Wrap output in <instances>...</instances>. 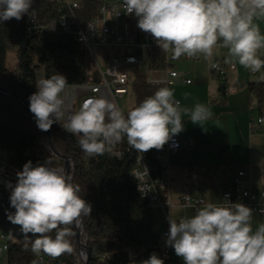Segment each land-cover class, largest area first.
I'll return each mask as SVG.
<instances>
[{
	"label": "clouds",
	"instance_id": "9594fccd",
	"mask_svg": "<svg viewBox=\"0 0 264 264\" xmlns=\"http://www.w3.org/2000/svg\"><path fill=\"white\" fill-rule=\"evenodd\" d=\"M32 5L33 0H0V23L13 18L19 21L26 14L34 18ZM124 6L138 18L137 27L150 33L161 50L171 51L173 59L198 54L208 59L214 48L222 47L251 73L264 68V59L257 55L264 48V35L254 24L264 17V0H124ZM258 82H264V74ZM67 84L59 73L38 79L37 90L29 97V111L39 130L47 132L59 123L76 136L88 157L103 155L125 137L138 153L159 150L184 130L182 114L193 124L212 117L203 104L182 109L169 87L158 88L127 115L102 94L85 99L78 111L68 114L61 96ZM259 119L264 123V117ZM50 163L46 160L33 166L29 160L16 173L15 185H6L11 189L10 206L15 209L6 212L7 219L20 226L24 249L37 257L31 264H42L41 252L51 257L71 252L72 226L92 211L80 186L63 168L49 167ZM133 175L138 179L141 174ZM224 201L209 202L190 218L167 217L166 246L184 264H264V223L253 231V209L232 203L227 196ZM141 264H164V260L152 253Z\"/></svg>",
	"mask_w": 264,
	"mask_h": 264
},
{
	"label": "trees",
	"instance_id": "16d2710c",
	"mask_svg": "<svg viewBox=\"0 0 264 264\" xmlns=\"http://www.w3.org/2000/svg\"><path fill=\"white\" fill-rule=\"evenodd\" d=\"M78 11L84 23L97 15L102 0H82ZM41 22L58 16L52 0H33ZM24 17L0 23V86L13 91L29 102L37 90L36 81L44 77L62 74L68 84L78 86L91 78L97 80L95 68H90V57L84 45L72 35L37 30L28 33ZM137 22L133 23L134 33ZM16 50L17 68L8 67V53ZM154 68L165 67V52L154 47ZM157 88L146 82L145 73H139L132 91L138 106ZM248 90L258 100L260 111L264 109V82H253ZM134 106V107H135ZM133 107V108H134ZM52 138L59 152L74 159L76 172L73 183L80 186L81 195L91 205L90 216H84L83 239L91 248L89 264H130L128 250L132 249L141 261L156 253L164 264H184L163 256L161 236L154 229L153 209L137 191L129 179L133 168V156L118 160L108 152L94 157L86 156L77 143V137L67 133L60 124L51 127ZM157 149L149 151L150 161L158 163ZM31 160L33 166L50 160L49 167H61L64 162L54 156L46 134L37 128L35 119L14 100L0 96V233L8 238L7 264H31L37 257L24 249L25 237L20 226L7 219L6 212H14L10 206L11 189L6 185L16 183V173ZM74 235L70 237L71 252L51 257L41 252L42 264H78V247ZM54 236L55 233L53 232ZM29 238L34 239L31 234Z\"/></svg>",
	"mask_w": 264,
	"mask_h": 264
},
{
	"label": "built area",
	"instance_id": "2783aa9c",
	"mask_svg": "<svg viewBox=\"0 0 264 264\" xmlns=\"http://www.w3.org/2000/svg\"><path fill=\"white\" fill-rule=\"evenodd\" d=\"M52 1L56 4L58 16L42 23L35 9L34 18L27 14L24 15L29 31L32 33L41 30L72 35L84 45L88 56L93 60L92 64L97 74V80L91 78L82 85L66 86L61 96L65 101V110L68 114L78 111L85 99L101 94L114 101L120 107L118 100L133 92L132 87L139 73H145L147 84L157 89L160 87L170 88L175 84L176 79L180 76V73L173 67V63L177 59L172 58L171 51L165 52V67H153L152 50L154 47H159L150 33L142 30H139V34H137V31L134 33L132 25L138 18L135 14L130 15L127 13L124 0L112 3L102 0V4L97 10V15L84 23L78 17V11L81 7L80 2L72 0ZM138 37L139 40L137 39ZM94 48H104L111 52L109 58L110 66L107 67L105 72L101 69L93 53ZM138 50H140V54H137ZM116 51L119 52L116 53ZM149 52L151 53L150 69L148 68ZM182 57L187 60L192 58L186 55H182ZM260 58L264 59V48ZM213 65L216 66L213 67ZM212 71L220 79V91L224 96H233L240 91L241 86L237 78L233 77L237 73L235 62H224L217 59L212 64ZM251 74L255 75L256 73ZM182 78L184 84L190 85L192 83L191 80L186 78L185 74L182 75ZM178 101L181 107L182 102ZM260 117H264V111L257 119L251 120L250 130L252 132L261 131L264 137V123L260 122ZM64 122L62 120L60 123L63 124ZM181 148V140L176 135L172 136L162 149L156 151L157 164L150 161L148 152L142 154L131 149L127 144L126 137L121 142L110 146L109 151H107L118 160H124L129 155L133 156V168L129 173V179L152 209L160 208L163 211L166 218V226L162 237L165 239L169 229L167 217H169V210L174 207V204L168 195L170 186L168 162L161 160V157L164 156L168 159L169 156L177 154ZM141 155L142 159H140ZM231 169L233 170V167ZM136 173L141 174L138 179L133 175ZM226 196L230 202L243 203L253 209V214L264 218V211H262L264 209V192L256 193L253 191L248 169L236 171L232 190L224 193L223 203ZM205 204L206 202L202 198L184 196L179 206L196 211ZM5 239L6 237L0 233V240L5 241ZM7 251L8 242L0 247V262ZM162 252L163 256L167 257L169 249L162 248Z\"/></svg>",
	"mask_w": 264,
	"mask_h": 264
},
{
	"label": "crops",
	"instance_id": "0c3cea01",
	"mask_svg": "<svg viewBox=\"0 0 264 264\" xmlns=\"http://www.w3.org/2000/svg\"><path fill=\"white\" fill-rule=\"evenodd\" d=\"M104 1L112 3L119 0ZM260 32L264 35V28ZM221 48H214L212 57L208 59L203 54H198L190 60L181 56L173 63L180 76L170 88L174 92V98L182 102L181 108H194L196 104L193 100L199 97V104L206 105L212 112L211 119L200 124H193L188 115L182 114L184 130L176 135L182 142V148L166 160L170 181L168 195L174 204L169 210V216L177 221L190 218L196 212L179 206L184 196L202 198L206 204L223 203L224 193L232 190L237 170L248 169L253 191L264 192V137L261 131L250 130L251 120L257 119L264 109L260 111L257 98L248 90L249 84L258 82L259 76L264 74V68L253 75L231 57L229 52L221 53ZM262 53L263 48L258 50L257 55L261 57ZM217 59L235 62L237 73L233 77L237 78L241 86L237 94L224 96L221 93L220 79L212 71V64ZM185 63H192V66H184ZM177 64L182 65L179 70L176 69ZM201 64L206 66H200ZM183 74L191 80L190 85L184 84ZM43 75L42 72L39 78ZM244 110L245 115L242 113ZM153 217L154 229L161 236V246L169 249L167 258L183 262L171 247L166 246V239L162 237L166 226L163 211L160 208L153 209ZM251 223L255 231L264 223V218L253 214Z\"/></svg>",
	"mask_w": 264,
	"mask_h": 264
},
{
	"label": "water",
	"instance_id": "95a60500",
	"mask_svg": "<svg viewBox=\"0 0 264 264\" xmlns=\"http://www.w3.org/2000/svg\"><path fill=\"white\" fill-rule=\"evenodd\" d=\"M139 28L137 27V34H139ZM139 40V37L137 38ZM137 54H140V50L137 51ZM148 68L151 67V53H148ZM0 96L10 98L14 100L17 104H19L23 109L27 111L28 114H30L33 118L34 115L29 111V102L19 96L18 94L14 93L13 91H8L0 86ZM45 132V131H44ZM46 139L48 142V147L51 151V153L56 156L59 160L64 162V170L67 175H69L72 178H74L75 172H76V165L74 162V159L62 154L58 151L56 148L53 138H52V132L51 129L47 132ZM75 230V241L78 247V255L81 261V264H89L91 259V248L87 245V240L83 239V233H84V222L83 217L81 218L80 222L76 225H73ZM81 228L83 229V232L81 231Z\"/></svg>",
	"mask_w": 264,
	"mask_h": 264
},
{
	"label": "rangeland",
	"instance_id": "374dc122",
	"mask_svg": "<svg viewBox=\"0 0 264 264\" xmlns=\"http://www.w3.org/2000/svg\"><path fill=\"white\" fill-rule=\"evenodd\" d=\"M254 24H256L262 30L264 28V17L255 19ZM16 50H17V48H14L8 53V67L10 69H16L17 68ZM118 52L119 51H116V53H118ZM227 52H228V49L221 48V53L225 54ZM93 53H94L99 65H100L101 69L105 72L107 67L110 66L109 58L111 56V52L108 49H104V48H94ZM92 62H93V60H92V58H90V68L91 69L93 68ZM193 62H195V61H193ZM183 65L190 67V66H192V63H185ZM179 66H182V65L177 64L176 69L179 70ZM200 66L205 67L206 64H201ZM195 83H196V81L194 80V85H195ZM200 101H201V99L199 97H195V99L193 100V103L199 104ZM118 102H119V105H120L122 111L125 114H127V112L135 106V103H136L135 95L133 94V92H131L128 96H126L124 98H120L118 100ZM246 111H247V109H246ZM246 111L244 110V111H242V113L245 115ZM255 112H256V110H255ZM161 160L166 161L167 158L163 156V157H161ZM7 241H8L7 237H6L5 241L0 240V247H2ZM128 252L130 255V264H141L142 261L138 258L137 254L132 249L128 250ZM0 264H7L6 254L3 256V259L1 260ZM78 264H81L80 258L78 259Z\"/></svg>",
	"mask_w": 264,
	"mask_h": 264
},
{
	"label": "bare ground",
	"instance_id": "6f19581e",
	"mask_svg": "<svg viewBox=\"0 0 264 264\" xmlns=\"http://www.w3.org/2000/svg\"><path fill=\"white\" fill-rule=\"evenodd\" d=\"M25 25H26V28H27V31H28V33H31L30 31H29V26H27V21H25ZM107 152V151H106ZM81 231L83 232V229L81 228Z\"/></svg>",
	"mask_w": 264,
	"mask_h": 264
}]
</instances>
